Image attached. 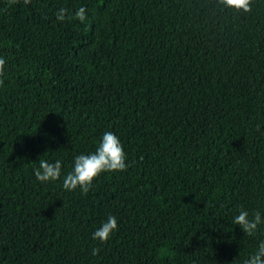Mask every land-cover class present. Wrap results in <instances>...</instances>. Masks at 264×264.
<instances>
[{
	"label": "trees",
	"instance_id": "1",
	"mask_svg": "<svg viewBox=\"0 0 264 264\" xmlns=\"http://www.w3.org/2000/svg\"><path fill=\"white\" fill-rule=\"evenodd\" d=\"M251 9L0 0V264H244L257 251L264 225L233 223L242 208L264 216V0ZM109 131L127 170L64 190ZM40 159L61 160V178L41 183ZM109 216L118 229L94 240Z\"/></svg>",
	"mask_w": 264,
	"mask_h": 264
},
{
	"label": "clouds",
	"instance_id": "2",
	"mask_svg": "<svg viewBox=\"0 0 264 264\" xmlns=\"http://www.w3.org/2000/svg\"><path fill=\"white\" fill-rule=\"evenodd\" d=\"M31 0H24V4L28 5ZM218 3L225 8L235 9L237 12H250L252 0H218ZM66 14L72 19L69 10L66 8L59 9L57 19L65 20ZM75 18L80 22L87 19L86 9L79 8L75 12ZM6 60L0 58V77L5 74ZM4 84V80L0 79V86ZM259 127V126H258ZM127 155L124 151L120 138L113 132H105L102 140L94 153L81 154L75 157L72 171L63 177V189L73 191L79 188L85 195L90 191L94 180L104 172H120L127 170ZM35 177L41 182H53L61 178L62 161L57 159L55 162H49L40 159L38 166L33 168ZM235 225H239L246 236H254L260 225H264V216L260 211H255L251 216L248 211L240 209L239 214L233 219ZM118 229V221L115 216H109L93 233V239L101 243H107L112 234ZM100 249L93 248L92 255H98ZM244 264H264V241H261L257 251L245 260Z\"/></svg>",
	"mask_w": 264,
	"mask_h": 264
}]
</instances>
